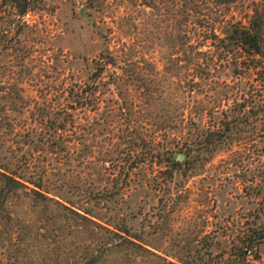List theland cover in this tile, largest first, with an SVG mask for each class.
Segmentation results:
<instances>
[{"label":"rangeland","instance_id":"obj_1","mask_svg":"<svg viewBox=\"0 0 264 264\" xmlns=\"http://www.w3.org/2000/svg\"><path fill=\"white\" fill-rule=\"evenodd\" d=\"M251 4L46 0L0 35V164L143 237L108 264H264V242L238 255L263 202L243 192L240 141L191 167L167 165L183 162L185 140L218 126L252 81L205 37L245 21ZM16 203L31 229L28 264L95 244L74 229L43 238L45 216Z\"/></svg>","mask_w":264,"mask_h":264},{"label":"trees","instance_id":"obj_2","mask_svg":"<svg viewBox=\"0 0 264 264\" xmlns=\"http://www.w3.org/2000/svg\"><path fill=\"white\" fill-rule=\"evenodd\" d=\"M83 1L84 7L93 9L98 0ZM214 1L228 4L236 0ZM45 2L0 0V35L12 33L22 25L29 12L41 8ZM223 33L224 36H218L213 31L212 36L205 34V37L213 41L212 44L218 42L215 45L220 51V58L223 59L225 54L226 60H229L234 55L237 68L245 69V75H253V79L240 98H233L235 100L227 109L229 113L218 126L205 128L193 141L185 140V146H182L185 160L180 162L170 157L167 165L172 171L181 169L183 165L191 167L193 162L202 159V153H213L230 145L234 139L240 141L247 152L241 164L243 192L263 201L259 207L260 222H253L251 226L248 224L240 241L238 255H243L244 250H257L264 242V0H252L246 20L231 22ZM50 193L44 188L42 180H34L8 165L0 164V264H28L25 257L28 255L31 229L24 221L16 200L25 205L24 209H37L45 216L40 228L45 239L68 238L74 230L84 234L90 232L95 236V244L85 239L87 243L79 246V254L77 249L67 244L64 249L43 256L38 264H108L112 253L124 245L143 246L137 241L143 237L131 226L101 222L91 210L72 204L60 194L51 196ZM153 254L160 257L156 252ZM167 261L169 264H196L193 259L181 263Z\"/></svg>","mask_w":264,"mask_h":264},{"label":"water","instance_id":"obj_3","mask_svg":"<svg viewBox=\"0 0 264 264\" xmlns=\"http://www.w3.org/2000/svg\"><path fill=\"white\" fill-rule=\"evenodd\" d=\"M178 157H179V158H182V157H183V155H182V154H180Z\"/></svg>","mask_w":264,"mask_h":264}]
</instances>
